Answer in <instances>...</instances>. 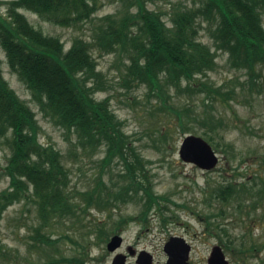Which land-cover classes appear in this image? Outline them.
Here are the masks:
<instances>
[{
    "label": "trees",
    "instance_id": "16d2710c",
    "mask_svg": "<svg viewBox=\"0 0 264 264\" xmlns=\"http://www.w3.org/2000/svg\"><path fill=\"white\" fill-rule=\"evenodd\" d=\"M121 1L125 9L103 16L95 27L93 25L92 40L74 38L67 50L59 38L43 34L19 10L31 11L55 25L70 26L91 20L97 10L95 0L6 2L5 15L0 13V48L10 71L25 84L45 117L76 136L84 153L102 147L105 152L102 168L116 160L123 171L119 174L122 184L118 188L106 187L99 175L94 188L80 192L79 200L72 197L60 152L39 141L40 126L35 112L8 86L0 61V143L9 151L4 169L9 185L0 194V211L24 197L34 203L44 225L52 218L85 213L90 209L112 210L118 207L117 203H125L136 196L137 201L146 197V208L139 216L143 220L150 209L159 206L164 199L153 193L144 160L128 141L123 123L110 107V98H95V94L106 87L100 81L101 75L92 55L94 49L99 53L124 54L129 61L130 79L124 82L145 84L149 93L156 97H161L163 87L186 95L205 93L206 97L217 96L220 101L241 92L251 96L264 93V77L256 72L257 67H264V0H190L178 7L172 6L164 13L168 16L166 19L163 13L149 9L145 0ZM204 29L214 51L199 39ZM216 51L227 54L231 68L246 72L247 79L239 83V92L235 88L225 92L200 79L215 69ZM174 113L182 120V131L185 130L187 125L182 113ZM202 116L197 121L208 127L203 137L214 146L213 135H218L217 130L222 129L224 123L214 114ZM258 185L259 189L255 190ZM258 193H264V182L259 179L250 185L241 183L238 190L229 183L218 184L210 192L218 201L228 202L234 198L239 205L249 198L253 206L254 195ZM157 210L163 212L158 207ZM122 221L124 219L119 218L114 222L111 230ZM165 222L163 218L162 223ZM105 231L106 228L98 227V236L107 237ZM31 238L47 244L57 242L38 232ZM35 244L33 248L38 247ZM242 250L250 253L257 248L252 244ZM240 259L242 264H251L244 261V257ZM60 261L72 264L69 258L62 257H52L46 264H59ZM258 261L264 264V258Z\"/></svg>",
    "mask_w": 264,
    "mask_h": 264
},
{
    "label": "rangeland",
    "instance_id": "374dc122",
    "mask_svg": "<svg viewBox=\"0 0 264 264\" xmlns=\"http://www.w3.org/2000/svg\"><path fill=\"white\" fill-rule=\"evenodd\" d=\"M7 1L0 0L2 15L6 13ZM95 2L97 10L91 20L70 26L55 25L28 10L20 9L19 12L43 34L59 38L67 50L74 38L92 40L93 25L95 27L100 18L113 15L124 6L121 0ZM189 2L145 0L149 9L163 14L172 6ZM166 18L168 16L164 14L163 19ZM262 23L264 27V15ZM199 39L215 50L206 29L200 31ZM92 55L101 75L100 81L106 87L96 93L95 98H110V107L123 123L128 141L144 160V170L153 193L164 199L159 206H153L143 220L139 216L146 208V197L139 195L141 200L137 201L135 196L125 203H117L118 207L112 210L90 209L85 213L52 218L43 225L34 203L22 197L0 211V264H46L52 257L69 258L72 264H111L117 254L126 256V264H136L135 256L127 252L128 247L136 252H148L152 264H165L167 256L163 246L170 237L182 238L190 246L189 264H207L215 246L221 248L228 264H242V257L244 261L258 264V259L264 258V193L254 195L253 206L249 198L239 205L234 198L228 202L218 201L210 192L218 184L229 183L238 190L241 183L250 185L258 179L264 182V93L251 96L248 92H241L220 101L217 96L206 97L205 93L186 95L175 93L174 88L163 87L161 97H156L149 93L145 84L124 82H130L129 61L124 54L99 53L94 49ZM215 60V69L200 79L222 91L235 88L239 92V83L247 79L246 72L231 68L227 54L220 51H216ZM0 61L8 86L35 112L40 126L39 141L60 152L68 173L71 196L79 200L80 192L96 186L99 175H102L106 187L118 188L122 184L119 178L122 166L115 160L103 169L101 160L105 152L102 147L84 153L74 134H68L42 114L25 84L10 71L1 48ZM256 72H261L264 77V67H257ZM176 111L182 113L187 125L183 131L180 127L182 120H178ZM204 114H214L224 123V127L217 130L218 135H213L214 146L203 137L208 127L197 121ZM186 135L203 137L212 146L219 159L214 169L202 171L179 158V146ZM8 157L7 147L0 143V194L9 185L4 174ZM258 189L259 185L255 190ZM157 207L163 212L159 213ZM119 218L124 221L111 230ZM163 218L165 223H162ZM98 227L106 228L107 237L98 236ZM37 232L57 242L33 241L31 237ZM113 235L121 236L122 244L109 252L106 245ZM33 244L38 247L34 249ZM252 244L257 250L250 253L242 250Z\"/></svg>",
    "mask_w": 264,
    "mask_h": 264
},
{
    "label": "water",
    "instance_id": "95a60500",
    "mask_svg": "<svg viewBox=\"0 0 264 264\" xmlns=\"http://www.w3.org/2000/svg\"><path fill=\"white\" fill-rule=\"evenodd\" d=\"M179 158L185 162L195 165L201 170L209 171L216 167L218 156L212 147L201 137L195 135H186L178 150ZM122 238L119 235L111 237L106 245L109 252L115 251L120 247ZM163 251L167 255L165 264H189L188 257L190 246L181 238H170L163 246ZM128 254L135 255V251L128 248ZM124 255H116L111 264H126ZM136 264H152V256L141 251L136 255ZM207 264H228L220 247L212 248Z\"/></svg>",
    "mask_w": 264,
    "mask_h": 264
}]
</instances>
